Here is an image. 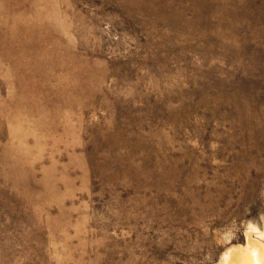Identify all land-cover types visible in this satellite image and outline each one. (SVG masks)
Masks as SVG:
<instances>
[{
  "label": "rangeland",
  "instance_id": "rangeland-1",
  "mask_svg": "<svg viewBox=\"0 0 264 264\" xmlns=\"http://www.w3.org/2000/svg\"><path fill=\"white\" fill-rule=\"evenodd\" d=\"M250 227L264 0H0V264H219Z\"/></svg>",
  "mask_w": 264,
  "mask_h": 264
},
{
  "label": "bare ground",
  "instance_id": "bare-ground-1",
  "mask_svg": "<svg viewBox=\"0 0 264 264\" xmlns=\"http://www.w3.org/2000/svg\"><path fill=\"white\" fill-rule=\"evenodd\" d=\"M264 230L250 227L244 244L230 246L222 255L219 264H264V242L259 237Z\"/></svg>",
  "mask_w": 264,
  "mask_h": 264
}]
</instances>
